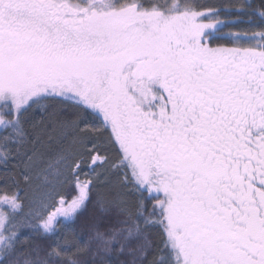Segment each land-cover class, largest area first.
Returning <instances> with one entry per match:
<instances>
[{
    "label": "snow or ice",
    "instance_id": "snow-or-ice-1",
    "mask_svg": "<svg viewBox=\"0 0 264 264\" xmlns=\"http://www.w3.org/2000/svg\"><path fill=\"white\" fill-rule=\"evenodd\" d=\"M0 264H264V0H0Z\"/></svg>",
    "mask_w": 264,
    "mask_h": 264
},
{
    "label": "rangeland",
    "instance_id": "rangeland-1",
    "mask_svg": "<svg viewBox=\"0 0 264 264\" xmlns=\"http://www.w3.org/2000/svg\"><path fill=\"white\" fill-rule=\"evenodd\" d=\"M204 2L215 3L217 5L234 2V0H204Z\"/></svg>",
    "mask_w": 264,
    "mask_h": 264
},
{
    "label": "trees",
    "instance_id": "trees-1",
    "mask_svg": "<svg viewBox=\"0 0 264 264\" xmlns=\"http://www.w3.org/2000/svg\"><path fill=\"white\" fill-rule=\"evenodd\" d=\"M255 2H256L257 4H259V0H255ZM231 3H233V2H231ZM227 4H230V3H226V4H224V5H227ZM67 191H69V192H70V191H71V189L69 188V189H67ZM31 194H32V193H31V191H29V192H28V197H30V196H31ZM28 197H26V198H28Z\"/></svg>",
    "mask_w": 264,
    "mask_h": 264
}]
</instances>
